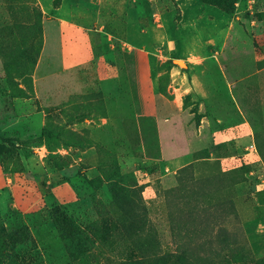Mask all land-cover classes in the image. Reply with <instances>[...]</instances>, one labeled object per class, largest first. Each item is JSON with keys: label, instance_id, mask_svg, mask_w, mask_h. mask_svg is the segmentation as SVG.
Here are the masks:
<instances>
[{"label": "rangeland", "instance_id": "374dc122", "mask_svg": "<svg viewBox=\"0 0 264 264\" xmlns=\"http://www.w3.org/2000/svg\"><path fill=\"white\" fill-rule=\"evenodd\" d=\"M79 1L94 13L69 15L66 0H0V40L17 43L7 52L24 53L16 72L10 67L6 72V62L0 59V110L14 111L11 120L16 121L12 128H0V181L4 178L1 184L9 186L5 202H0V264H104L103 238L115 247L114 241L128 233L123 223L130 216L123 213L120 201L143 207L169 247L182 252L160 204L166 191L177 186L176 171L195 161L197 154L162 162L185 156L205 141L188 142L180 129L165 123L163 113L152 111L151 68L162 74L163 100L177 104L179 111L173 113L188 123V133H195L200 119L209 115L200 111V99L193 92L182 96L192 86L191 67L197 61L184 59L204 55L202 44L224 27V20L213 14L212 23L204 18L193 23L194 15L188 12L179 24L177 12L162 13L161 0H154L153 12L138 17L149 27L144 35L137 15L128 13L126 0H103L99 15L98 0ZM207 9L204 14L209 16L220 12ZM255 15L248 12L244 18L251 22ZM67 21L82 25L84 31L66 32ZM65 41L72 45L67 50L73 57L64 67ZM141 45L147 50L141 51ZM258 53L264 54V49ZM150 54L158 57L156 63ZM82 61L90 62L75 66ZM263 67L264 63L258 65L259 70ZM250 93L251 102L257 100L258 105H250L254 110L248 111V118L262 125L264 87L253 86ZM103 118L109 121L103 124ZM254 130L264 140V126ZM43 131L50 136L42 137ZM223 148L227 154L235 152L233 143ZM220 149L214 148L216 155ZM221 163L199 162L196 174L203 180L212 177L213 185ZM262 179L237 200L238 205L255 207L254 221L237 228L258 258L264 257V175ZM15 187L21 190L11 196ZM58 210L69 222L54 216ZM233 220L225 224L230 232L235 229Z\"/></svg>", "mask_w": 264, "mask_h": 264}, {"label": "crops", "instance_id": "0c3cea01", "mask_svg": "<svg viewBox=\"0 0 264 264\" xmlns=\"http://www.w3.org/2000/svg\"><path fill=\"white\" fill-rule=\"evenodd\" d=\"M102 1L103 0H98L99 3L95 5L98 8L96 11L98 12L97 15L100 14ZM126 1L128 2V13L137 15L140 32L145 35L149 27L142 24L138 17L142 13L145 15L151 14L154 10L155 1ZM65 3L66 13L72 16L75 12L79 13L81 16L84 15L87 10H89L88 12H93L90 10L91 7L89 8L79 0H66ZM263 6L264 0H237L233 6L234 12L231 15L225 13L216 6L206 4L203 0H161L160 6L158 7V9H161L162 13H166L167 11L177 12L180 16L178 20L179 24L184 21V17L188 12H192L194 15V19L192 20L193 23L197 22L199 18H204L206 21L212 23L215 19V16H212L213 14H221L220 16H222L224 20V27L219 32H215L213 38L208 42L205 41L202 44L203 48L207 49L204 55L194 53L184 59V61H186V59H190L189 57H193L197 61L194 63L193 67H191V70L194 72L192 86H190L182 96L193 92V94L200 99V111L205 109L209 115V118L202 117L200 119L199 123L196 125L197 130L194 131L195 133H188V123L181 118V114L173 113L179 111L177 110V108H179L177 104L173 105L163 100L165 98H163L164 96L159 91V80L162 74L157 75L156 69L153 67L151 68V87L155 96V103L152 101V111L155 109V113H163L165 123L170 124V128L175 130L180 129L188 142L193 139L205 141V145L190 150L185 156L166 159L162 162L163 164L173 163L195 153L207 151L209 158L206 161L211 163L221 161L222 172L237 169L244 164L254 167L252 172L245 174V178L247 179L246 183L230 186L225 182L213 179V191L206 196V199L209 200L207 203L208 206L238 199L243 195L247 187H252L253 185L257 186L263 182L264 165L261 162V157L256 146V131L254 128L264 126V123L262 125L260 123H252L248 118V111H250V109L254 110V108H250V105H258L257 100L254 102L252 99L251 102L250 98L252 93H250V88L253 86H256V88L264 87V77H257L264 73V67L260 70L258 69V65L264 63V54L258 53L259 48L264 49ZM122 7V4H118V9ZM209 7L216 8L220 12L215 13V11H211V16L205 15L204 11H208L207 8ZM248 12L252 15L256 14L255 19L251 22L244 18ZM159 27L162 28V30L164 28L162 25H159ZM73 28H79L82 31L85 29L80 24L67 21L65 27L66 32L73 30ZM127 30L129 31V26ZM87 42L89 44L90 41L87 40ZM68 45L67 41L62 44L65 48L63 52L64 67L67 66L68 60L71 61L73 57V52L67 50L68 47H72V45ZM203 48L200 47L201 50ZM140 49L141 51H143L142 49L147 50L144 45H141ZM153 56V54H150V59L154 64L157 62L156 60H158V57L156 58L154 56L155 59ZM167 60L176 61L173 58H167ZM90 61L78 62L80 64L76 63L77 65L75 66H83ZM252 65H256V70H253L254 73L249 75ZM173 89L175 91L180 90L176 88ZM158 96L159 98L157 99ZM112 101L117 102L115 99ZM7 110L8 109L0 110V128H12L15 124L13 122H16L13 121L14 119L11 120L12 117H14L11 112L14 113V111ZM261 110L264 112V103L261 106ZM108 121L109 119H102L103 124H106ZM138 125L140 127L139 120ZM260 138L259 136V139ZM230 143H233L235 146L234 153L227 154L228 151L222 148L218 155L215 154L214 148L216 146L228 145ZM260 143H264L263 138L260 139ZM150 161L154 162L152 160ZM3 180L4 178L0 181V202H5L4 200H6L7 194L5 191L9 190V186H3L1 184ZM20 190L21 189L15 187L11 190V196H15ZM237 212L243 224L252 223L256 217L255 207L251 205H244L240 207Z\"/></svg>", "mask_w": 264, "mask_h": 264}, {"label": "trees", "instance_id": "16d2710c", "mask_svg": "<svg viewBox=\"0 0 264 264\" xmlns=\"http://www.w3.org/2000/svg\"><path fill=\"white\" fill-rule=\"evenodd\" d=\"M236 1L203 0L206 4L216 6L230 15L234 12L233 6ZM10 46L13 48L17 46V43L0 40V48H4L0 50V59L6 62V72H9V67L16 72L18 68H21L19 58L23 57L24 53H19L17 50L7 52L6 49ZM165 76V80L168 81L169 75ZM160 86L161 77L159 80L161 93ZM49 136V133L43 131L42 137ZM223 146L216 147L223 148ZM256 146L264 165V143H260L258 135H256ZM204 152H206L204 157L198 155L202 152L195 153L197 154L195 161L183 165L176 171L177 186L166 191L165 201L160 204V208L165 211L166 223L176 230V241L180 244L182 252H174L169 247L160 232L158 223L152 217L150 218L143 207L139 209L137 204L120 201L119 207L123 213L130 216L128 219L130 221L123 223L128 233L114 241L115 247H110L106 237L103 238L104 247L106 246V252L103 255L104 264H264V257H256L246 239H241L239 235L237 225L242 228L243 223L237 211L244 206L238 205L239 198L212 206L205 204L204 196L213 191L212 177L203 180L197 176L195 170L199 162L211 163L206 161L209 158L208 152ZM253 170V166L244 164L227 172H222L221 169V173L218 174L220 176L215 175L214 178L230 186L242 184L247 182L245 174ZM127 208L130 211H127ZM142 215L146 217L145 224L142 222ZM54 216L59 220L66 219L59 210ZM232 218L236 224L233 226L235 229L230 232L225 224ZM66 220L69 222L68 219ZM234 222H231L232 225ZM68 225L73 226L72 223ZM109 248L111 250H107Z\"/></svg>", "mask_w": 264, "mask_h": 264}]
</instances>
